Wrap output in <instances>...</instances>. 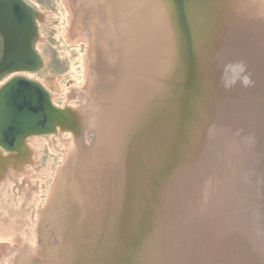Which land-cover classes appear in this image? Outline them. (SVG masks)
<instances>
[{
	"label": "water",
	"instance_id": "95a60500",
	"mask_svg": "<svg viewBox=\"0 0 264 264\" xmlns=\"http://www.w3.org/2000/svg\"><path fill=\"white\" fill-rule=\"evenodd\" d=\"M234 2H229V14L243 21L239 29L247 38L193 40L189 15L209 12L219 17V8L212 0H173L181 20L175 26L173 60L165 80L156 66L157 56H142L122 72L125 78L102 119L106 151L108 155L111 151L110 167L114 168L108 172V185L99 202L98 228L91 231L97 235L96 246L91 249L90 243L73 244L75 264H123L131 252L130 235L140 233L144 225L139 226L143 193L149 188L153 194L152 201L148 198L151 207L160 190L168 189L167 182L175 180L174 164L185 157L187 190L211 193L206 198L215 209V230L225 224L245 233L251 229L259 235L264 251V22L240 12ZM33 11L25 0H0V76L40 70L41 57L33 46ZM152 29L156 28H147L145 35H152ZM240 56L246 62L240 61ZM239 62L247 73L251 67L254 79L263 76L261 88L253 83L224 88L225 66ZM49 102V94L40 83L24 77L10 80L0 90V146L9 150L27 136L51 133L44 113ZM39 106L44 109L38 113ZM49 111L59 109L51 106ZM91 131L94 141L98 140V126ZM186 135L190 136L188 142ZM87 143V149L94 146L89 138ZM167 160L168 166L159 169V163ZM152 170L157 172L156 178ZM120 181L124 182L122 189L118 188ZM159 183L162 186L158 189ZM220 215L224 217L220 219ZM256 260L264 263L260 256Z\"/></svg>",
	"mask_w": 264,
	"mask_h": 264
},
{
	"label": "bare ground",
	"instance_id": "6f19581e",
	"mask_svg": "<svg viewBox=\"0 0 264 264\" xmlns=\"http://www.w3.org/2000/svg\"><path fill=\"white\" fill-rule=\"evenodd\" d=\"M25 1L34 9L33 46L41 57L40 70H19L1 75L0 90L16 77L40 83L47 90L50 102L46 109L39 106L38 113L42 109L46 112L51 133L27 136L9 150L0 146V264H31L35 258L38 264H75L76 250L71 246L90 243L92 249L96 243L94 238L97 235L91 231L98 228L99 202L108 185V172L114 168L110 167L112 155L111 151L110 155L106 151L102 120L109 101L125 78L122 72L142 56H157L159 62L156 66L162 81L165 80L173 60L175 26L181 17L176 15L173 0H61L67 20L66 42L72 46H85L82 84L64 88L61 76L50 81L49 78L34 80L32 77L47 64L40 48L46 40L42 27L50 23L51 13ZM212 1L221 12L219 17L209 15V12L189 15L193 40H209L210 36L247 38L246 32L239 29L243 21H236L229 14V2L234 1ZM234 3H237L236 7L239 5L240 12L264 22V0H236ZM208 15L213 21L207 19ZM149 27L156 28L152 29L154 32L150 36L145 35ZM251 28L258 30L254 25ZM135 33L138 36L135 37ZM2 52L0 32V59ZM240 61L246 62L242 56ZM248 72L253 84L261 88L263 76L254 79L250 66ZM58 100H63V104L59 105ZM51 106L59 111H49ZM92 125L99 128L100 136L96 141ZM49 135L52 153L61 156L51 187L46 186L44 177L52 165L49 170L37 166L41 148L47 141L45 137ZM88 138L94 142L91 149H87ZM186 138L188 142L190 136L186 135ZM119 161L115 158V163L119 164ZM168 161L166 164L160 162L158 168L168 166ZM186 161L185 157L174 164L175 180L167 182L168 189L160 190L157 199L150 203L151 207L148 198L152 201L153 194L149 188L143 193L139 226L142 222L144 225L140 233L130 235L131 252L123 264H258L257 256L263 263L261 241L259 235L252 234L253 230L243 233L228 224L215 230V209L209 206L206 198L211 193L205 189L199 192L198 189L187 190ZM153 170L151 174L156 178L158 174ZM188 176H193L192 171L189 170ZM19 183L25 186L16 198L14 189ZM123 183H118L119 189ZM161 186L159 183L158 189ZM166 191L170 192L168 205L164 203ZM43 194L47 196L44 202L41 199ZM222 217L220 215V219ZM209 218L212 219L210 224ZM206 224L210 229L208 225L204 226ZM41 225L44 228L39 233ZM39 236L42 237L41 243Z\"/></svg>",
	"mask_w": 264,
	"mask_h": 264
},
{
	"label": "rangeland",
	"instance_id": "374dc122",
	"mask_svg": "<svg viewBox=\"0 0 264 264\" xmlns=\"http://www.w3.org/2000/svg\"><path fill=\"white\" fill-rule=\"evenodd\" d=\"M35 8L40 10L49 11L50 14V23L45 24L42 27L45 41L41 45V53L46 56L47 64L46 67L32 75L33 79L36 78H46L49 81L53 77L61 76L63 77L62 81L64 88H69L70 86L77 84H82V54L85 51V46H72L68 44L64 38L65 27L67 20L65 18V10L62 5L61 0H27ZM61 3V4H60ZM62 6V7H61ZM61 9V10H60ZM63 9V10H62ZM54 14V15H53ZM66 23V24H65ZM78 48V49H77ZM81 73V74H80ZM58 104L62 105L63 100H58ZM50 135L45 138L47 141L41 148V156L38 161V168L51 170L49 174H46L44 181L47 187H51L54 182V177L56 174V168L61 164V156L54 155L50 148ZM52 163V164H50ZM25 184L19 183L14 189L15 197H19L22 192ZM42 201L47 200V196L43 194ZM3 221H7L4 216H1ZM44 226L41 225L39 228V233H41ZM40 235V234H39ZM39 243L42 242V237L39 236ZM38 259L35 258L31 264H38ZM18 263V262H17ZM19 264V263H18Z\"/></svg>",
	"mask_w": 264,
	"mask_h": 264
},
{
	"label": "clouds",
	"instance_id": "9594fccd",
	"mask_svg": "<svg viewBox=\"0 0 264 264\" xmlns=\"http://www.w3.org/2000/svg\"><path fill=\"white\" fill-rule=\"evenodd\" d=\"M225 72L227 73L223 77V86L225 89H230L238 83L243 87H249L253 83L247 74L246 66L242 62L226 65Z\"/></svg>",
	"mask_w": 264,
	"mask_h": 264
}]
</instances>
